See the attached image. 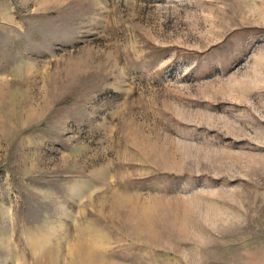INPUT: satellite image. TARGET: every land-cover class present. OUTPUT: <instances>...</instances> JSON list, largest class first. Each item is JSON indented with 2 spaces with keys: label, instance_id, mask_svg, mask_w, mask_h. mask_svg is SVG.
Masks as SVG:
<instances>
[{
  "label": "rangeland",
  "instance_id": "rangeland-1",
  "mask_svg": "<svg viewBox=\"0 0 264 264\" xmlns=\"http://www.w3.org/2000/svg\"><path fill=\"white\" fill-rule=\"evenodd\" d=\"M0 264H264V0H0Z\"/></svg>",
  "mask_w": 264,
  "mask_h": 264
}]
</instances>
